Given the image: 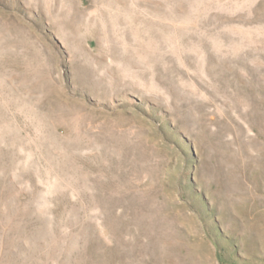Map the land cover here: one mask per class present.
<instances>
[{"label":"rangeland","instance_id":"374dc122","mask_svg":"<svg viewBox=\"0 0 264 264\" xmlns=\"http://www.w3.org/2000/svg\"><path fill=\"white\" fill-rule=\"evenodd\" d=\"M0 264H264V0H0Z\"/></svg>","mask_w":264,"mask_h":264}]
</instances>
